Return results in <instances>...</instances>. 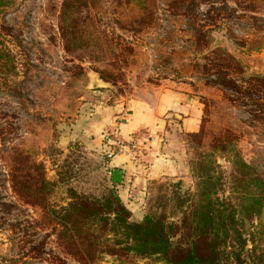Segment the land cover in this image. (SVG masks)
I'll use <instances>...</instances> for the list:
<instances>
[{
	"label": "rangeland",
	"instance_id": "rangeland-1",
	"mask_svg": "<svg viewBox=\"0 0 264 264\" xmlns=\"http://www.w3.org/2000/svg\"><path fill=\"white\" fill-rule=\"evenodd\" d=\"M1 3L0 264H84L46 206L58 210L69 187L113 188L91 130L96 110L154 85L187 90L202 114L197 131H171L170 173L150 179L142 215H172L211 168L244 220L246 249L264 255V207L248 220L239 206L244 177L264 179V0ZM99 264L163 263L107 255Z\"/></svg>",
	"mask_w": 264,
	"mask_h": 264
},
{
	"label": "trees",
	"instance_id": "trees-1",
	"mask_svg": "<svg viewBox=\"0 0 264 264\" xmlns=\"http://www.w3.org/2000/svg\"><path fill=\"white\" fill-rule=\"evenodd\" d=\"M2 55L7 54L0 50ZM230 160L237 165V155ZM211 172L208 168L197 175L196 191L178 197L170 216L165 210L149 211L133 220L112 182L113 188L101 196L69 187L64 205L58 210L46 208L62 244L84 264H99L107 255L118 259L153 257L163 264H264V255L256 247L246 249L244 220L238 219L236 207L219 195L220 180ZM39 178L40 185L53 186L42 174ZM243 181L246 190L239 206L249 220L258 217L264 207V179L248 173ZM231 192L237 189L233 187Z\"/></svg>",
	"mask_w": 264,
	"mask_h": 264
},
{
	"label": "crops",
	"instance_id": "crops-1",
	"mask_svg": "<svg viewBox=\"0 0 264 264\" xmlns=\"http://www.w3.org/2000/svg\"><path fill=\"white\" fill-rule=\"evenodd\" d=\"M201 114L196 97L185 89L165 85L140 88L133 96L96 110L91 130L104 153L115 145L104 133L110 127L120 139H133L142 151L139 158L132 159L127 148L120 149L107 162L110 181L135 218L143 216V195L150 179L170 173L171 131H197ZM115 170L122 172L120 182L112 181Z\"/></svg>",
	"mask_w": 264,
	"mask_h": 264
},
{
	"label": "built area",
	"instance_id": "built-area-1",
	"mask_svg": "<svg viewBox=\"0 0 264 264\" xmlns=\"http://www.w3.org/2000/svg\"><path fill=\"white\" fill-rule=\"evenodd\" d=\"M104 133L108 138H111L113 139V141H115V145L113 149L112 148L108 149L105 152V156L108 159H111L116 151H119L120 149H124V148H127L128 153L132 159H137L140 157V155H142V151L140 149L139 144L135 142L133 139L131 140L120 139L116 134L115 128L114 129H112L111 127L105 128Z\"/></svg>",
	"mask_w": 264,
	"mask_h": 264
},
{
	"label": "water",
	"instance_id": "water-1",
	"mask_svg": "<svg viewBox=\"0 0 264 264\" xmlns=\"http://www.w3.org/2000/svg\"><path fill=\"white\" fill-rule=\"evenodd\" d=\"M93 85H97V82L94 80L92 82ZM121 175H122V172L121 170H115L113 172V178H112V181L114 182H120L121 181Z\"/></svg>",
	"mask_w": 264,
	"mask_h": 264
}]
</instances>
